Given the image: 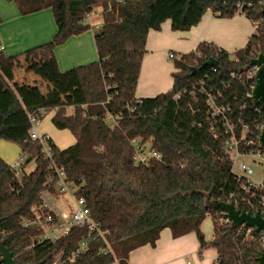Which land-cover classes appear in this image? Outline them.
I'll return each instance as SVG.
<instances>
[{
    "label": "trees",
    "instance_id": "obj_1",
    "mask_svg": "<svg viewBox=\"0 0 264 264\" xmlns=\"http://www.w3.org/2000/svg\"><path fill=\"white\" fill-rule=\"evenodd\" d=\"M16 4L22 16L51 9L57 32L46 46L53 50L70 38L93 30L98 61L63 73L71 90L74 112L68 106L46 102L25 107L0 71V141L20 147L36 167L18 178L0 157V237L18 264H130L132 251L156 246L163 230L174 238L195 233L200 254L217 251L212 264H259L264 253V231L248 235L246 228H232L225 213L206 206V199L236 203L240 179L233 172V155L227 152L224 118L213 117L210 99L228 108L226 118L247 141L259 138L264 109L247 98L255 80L249 78L251 59L264 53L263 2L238 6L240 0H6ZM97 9L98 20L87 23ZM208 12L222 19L245 15L255 26L247 45L234 53L202 42L196 51L173 58V87L154 98H140L136 91L150 31H159L170 21L172 30L187 32ZM98 28H95L96 25ZM8 60L0 51V65ZM213 67H203L208 61ZM195 69V71H194ZM55 111L53 125L68 130L75 144L60 149L52 139V160L30 137L31 117L42 121ZM45 112V114H43ZM111 113L120 117L113 129ZM139 139L160 159L138 163L132 141ZM257 146H241L242 151ZM64 170L66 180L83 199L95 229L74 227L68 236L54 242L43 239L45 229L33 221L34 206L48 190L62 195L52 178V165ZM259 197V192L248 195ZM237 208L246 210L240 204ZM207 217L213 224V239L206 241L201 226ZM85 253L73 260L82 241ZM1 260V258H0ZM1 264V263H0Z\"/></svg>",
    "mask_w": 264,
    "mask_h": 264
},
{
    "label": "crops",
    "instance_id": "obj_2",
    "mask_svg": "<svg viewBox=\"0 0 264 264\" xmlns=\"http://www.w3.org/2000/svg\"><path fill=\"white\" fill-rule=\"evenodd\" d=\"M97 20L95 12L91 21L98 23ZM56 32L57 25L51 9L22 16L15 3L0 0V49L8 58L0 65V71L25 107L42 102L55 106L65 105L68 106V115H72V94L63 73L98 59L95 37L91 30L51 50L46 45L52 41ZM254 33V24L242 14L222 19L208 12L197 26L187 32L173 31L171 22L166 21L161 30H152L148 34L147 54L136 96L154 98L172 89L173 78L171 88L167 86L166 78L167 71L173 66L169 59L170 53L179 56L194 52L202 42L213 43L222 50L234 53L243 49ZM53 113L55 111L47 113L46 117ZM41 124L40 121L37 126L40 135L49 137L55 144V138L61 140L54 129H47L49 125L43 128ZM0 157L11 165L25 156L17 145L0 141ZM212 239L206 238V241ZM199 250L200 243L195 233L174 238L172 231L165 229L155 247L146 245L132 251L129 262L212 264L217 259L215 249H206L201 254Z\"/></svg>",
    "mask_w": 264,
    "mask_h": 264
},
{
    "label": "built area",
    "instance_id": "obj_3",
    "mask_svg": "<svg viewBox=\"0 0 264 264\" xmlns=\"http://www.w3.org/2000/svg\"><path fill=\"white\" fill-rule=\"evenodd\" d=\"M253 2L240 0L238 6L241 5L251 6ZM91 16L92 15L87 16L85 20L87 23L91 21ZM98 27L99 25L95 26V28ZM174 57H175L174 53L169 54L170 60H173ZM251 68L253 69L249 73V78L254 79L256 84V74L258 68L257 67H251ZM251 97L252 94L247 95L248 99ZM137 101L139 104L142 103V100L140 98ZM210 104L212 109L211 112L212 116L224 118V121L226 122V132L229 134V136L225 139V147L227 152L233 155V167L237 165L241 171L246 172L248 174H252L253 173L252 169L249 168L244 163L239 164L238 160L241 156H251L254 158H258L259 160L264 162V150L260 147V142H259L260 135L264 130V123L260 125L258 128V131L260 133L259 138L257 140L247 141V134L249 130L243 128L240 136L237 135L236 126L228 122L226 118L228 108L224 105L217 106L214 99H210ZM43 114H45V112H43ZM30 119L32 123V128L30 130L31 139L33 141L38 142L41 145L42 153L44 154L45 158L47 160H52L53 149L49 143L50 138L39 134L37 130V126L40 123V121L38 119H36L35 117H31ZM119 119L120 117L112 115L111 113L107 115V122L110 124L111 128L113 129L118 127ZM132 144L134 145L136 150L135 159L138 163L147 164L152 159L161 158V156L158 153L151 151L149 148H147V145L143 144L139 139L133 140ZM244 144L248 147L257 146L258 148L250 149L249 151H242L241 146ZM22 166L23 164L21 163L20 160L10 165L11 169L15 172L18 178L22 176ZM52 170H53L52 178L50 179L49 183H52L54 181L57 182V186L62 191L61 196H63L66 193L70 195L72 202L75 206V211L73 212L72 215L63 212L57 206L58 198H55L50 191L46 190L42 192L40 195L41 203L39 205L34 206L33 208L35 219H33V221L24 222L23 226L30 227L35 224L42 226L45 229L43 239L52 240L54 242L58 241L62 237L68 236L71 229L74 227H78V228L89 227L99 232L97 225L91 219L90 211L86 207L84 200L77 199L74 194L75 191L71 193L72 187L70 183H68L66 180V175L64 173V170L58 168L54 164L52 165ZM238 177L240 179L244 178L240 176ZM240 189L241 192L245 193L246 196L243 197L242 199H239L238 197L232 194L231 198L234 199L236 202L235 204L233 203L235 207L237 208V204H240L243 207H246V210H244L246 212H249L253 215H255L257 212H260L262 215H264V182L256 183L251 179L245 178V181L240 183ZM252 192H259V197H256L254 200L250 199L248 195ZM225 222L231 223L228 218L225 220ZM238 228H245V227L241 226ZM246 229L248 235L252 232V230H254L253 228H246ZM100 235L102 234L100 233ZM88 243L89 242L87 240L82 241L79 250L76 253H73L68 259L73 260L78 254L85 253L87 251ZM263 251H264V244H263ZM61 260L62 257L61 256L58 257L56 264H59Z\"/></svg>",
    "mask_w": 264,
    "mask_h": 264
},
{
    "label": "water",
    "instance_id": "obj_4",
    "mask_svg": "<svg viewBox=\"0 0 264 264\" xmlns=\"http://www.w3.org/2000/svg\"><path fill=\"white\" fill-rule=\"evenodd\" d=\"M244 1H260L263 2L262 11L264 13V0H244ZM216 61H208L203 67L216 66ZM249 67H257L256 84L252 91V97L249 98L253 104H257L264 109V53L258 54L251 59ZM195 71V69H194ZM260 147L264 150V130L260 138ZM206 206L215 210H221L225 213L226 217L231 222L232 228L244 226L245 228H253L256 232L264 231V215L257 212L255 215L241 211L235 207L233 203H226L218 200H211L209 197L206 199ZM0 256L1 264H18L13 256L12 251L5 245L4 240L0 237ZM259 264H264V253L259 258Z\"/></svg>",
    "mask_w": 264,
    "mask_h": 264
},
{
    "label": "rangeland",
    "instance_id": "obj_5",
    "mask_svg": "<svg viewBox=\"0 0 264 264\" xmlns=\"http://www.w3.org/2000/svg\"><path fill=\"white\" fill-rule=\"evenodd\" d=\"M101 12V9H97L96 10V14L98 15ZM98 17V16H97ZM233 53V52H230ZM98 61V59L96 60ZM172 61L173 66L167 71V86H169L171 88V72L174 71V61ZM95 62V61H93ZM92 63V62H90ZM88 63V64H90ZM171 85V86H170ZM168 87V88H169ZM169 90V89H168ZM72 113V112H71ZM55 113H53L51 116H47L45 119H43L41 121V127L45 128L46 126H50V127H46L54 129L57 132V136H59V139H54L56 141V145L60 148L63 149L65 148L67 145L68 147L71 146L73 144V142L75 141V137L72 135V133L68 130H58L52 123V118L54 116ZM40 132V131H39ZM59 132V133H58ZM50 136V135H49ZM51 137V136H50ZM71 144V145H69ZM19 147V146H18ZM149 146H147L148 148ZM67 148V147H66ZM21 163L23 165H26L25 170L26 172H31L34 170V168L36 167V164L34 161H29V158L27 156L22 157V159H20ZM239 164L240 163H244L246 164L249 168L252 169L253 173L252 174H248L246 172H243L239 169V167L237 165H235L233 167V172L240 176V177H245L248 179L253 180L256 183H261L264 182V162H262L261 160H259L258 158H254L251 156H241L238 160ZM75 191V188L72 187L71 189V193H73ZM57 206L63 211L68 213L69 215H72L73 212L75 211V206L72 202V199L70 197V195L68 193L64 194L63 196L59 197L57 199ZM202 232L204 233L205 237L207 239H211L213 237V224H212V219L211 217H207L205 219V221L202 223L201 226Z\"/></svg>",
    "mask_w": 264,
    "mask_h": 264
}]
</instances>
